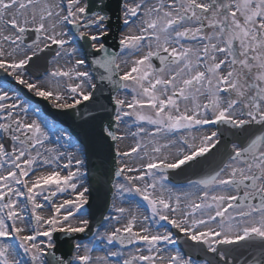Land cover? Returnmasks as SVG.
Segmentation results:
<instances>
[{"label":"snow or ice","instance_id":"6c2138e0","mask_svg":"<svg viewBox=\"0 0 264 264\" xmlns=\"http://www.w3.org/2000/svg\"><path fill=\"white\" fill-rule=\"evenodd\" d=\"M0 72V264H264V0H0Z\"/></svg>","mask_w":264,"mask_h":264},{"label":"water","instance_id":"95a60500","mask_svg":"<svg viewBox=\"0 0 264 264\" xmlns=\"http://www.w3.org/2000/svg\"><path fill=\"white\" fill-rule=\"evenodd\" d=\"M108 94H109L108 90L105 89L104 95L106 96ZM34 99L37 100L38 102L42 103L43 108L46 111V113L50 114L55 119L61 121L63 124L68 126L70 128L71 132L82 143H86L87 142V138L84 137V135L82 133V130H81V125H83V123H84V121L82 119H80L79 117H73V118L69 119L60 110L51 108L49 106V104L47 102H45L44 100L39 99V98H34ZM102 102L105 103V104L108 103L107 100H103ZM83 107L84 106H81V109H83ZM109 107H112V105H109ZM73 111H75V110H73ZM81 114L83 115V111L81 112ZM84 119H90V118L85 116ZM96 131L99 132V126L98 125H97ZM109 143H112L114 145V142H112V141H109ZM112 155L113 156L115 155L114 151H113ZM102 161L106 164V166H113V170H114V161H111L110 157L108 158V160L105 161L103 155L96 154L95 152H93L90 155V163H91L92 166L99 167L100 164L102 163ZM110 197H111V194L107 192V187L101 189L100 192L98 193L97 205H95L94 209H93L94 211H96L97 218H100V210H103L104 214L108 210L109 203H110ZM105 200L107 201V208H105ZM58 235L62 236V234H58ZM82 236L83 237H88L89 234L85 233ZM58 254H60V253H58Z\"/></svg>","mask_w":264,"mask_h":264},{"label":"bare ground","instance_id":"6f19581e","mask_svg":"<svg viewBox=\"0 0 264 264\" xmlns=\"http://www.w3.org/2000/svg\"><path fill=\"white\" fill-rule=\"evenodd\" d=\"M130 142H131L130 140H127V142H125L124 144H122L121 147L123 149H126L128 147V143H130ZM100 254H102V253H100Z\"/></svg>","mask_w":264,"mask_h":264},{"label":"rangeland","instance_id":"374dc122","mask_svg":"<svg viewBox=\"0 0 264 264\" xmlns=\"http://www.w3.org/2000/svg\"><path fill=\"white\" fill-rule=\"evenodd\" d=\"M32 105V107H34V108H36L35 106H33V104H31ZM41 112V111H40ZM45 117V116H44ZM47 118V117H46ZM48 119V118H47ZM49 120V119H48ZM50 121V120H49ZM56 127L58 128V126L56 125ZM58 129H60V128H58ZM63 141H61V143H62ZM137 199H139L138 197H137ZM104 229H102L101 231H103ZM84 243H87L88 241H83Z\"/></svg>","mask_w":264,"mask_h":264}]
</instances>
